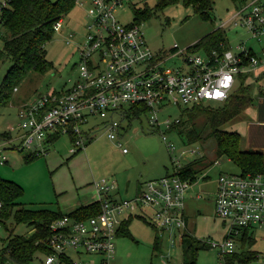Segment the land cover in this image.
Segmentation results:
<instances>
[{
  "label": "rangeland",
  "instance_id": "1",
  "mask_svg": "<svg viewBox=\"0 0 264 264\" xmlns=\"http://www.w3.org/2000/svg\"><path fill=\"white\" fill-rule=\"evenodd\" d=\"M5 1L7 0H0V15L1 5ZM157 1L146 2L154 7ZM146 2L117 11V18L122 23L133 22L137 16L136 10ZM244 2L245 0H214L212 8L208 11L209 17H204L192 5H186L183 0H179L162 9H155L152 16L140 20V23L147 43L154 52L165 51L166 54L171 55L177 49L191 47V51L205 56L207 51L203 47H195L194 44L219 28L220 24ZM62 20V25L55 30L53 38L45 45L46 58L51 61L52 67L45 73L30 72L18 83L10 101L0 107V132L14 128L11 133L16 137L19 123L17 113L21 104L34 100L40 94L66 90L79 76L80 55L77 46L86 38L90 17L83 6L75 4ZM219 29L225 36L227 48L236 52L238 43L249 37L247 46L254 50L257 57L264 60V35L260 39L250 38L247 28L241 25L232 26L229 23ZM3 32L0 22V51L3 48ZM70 34L73 37L71 42L67 43ZM174 43L178 44L177 49H172ZM182 63L181 56L170 57L164 68L176 69ZM10 66L8 59H0V86ZM240 83L239 79L234 88L237 89ZM245 83L250 84L251 105L221 124L219 129L240 133L242 150L255 149L264 152V123L260 122L264 120L260 113V107L264 105V65L257 67L254 75L246 77ZM203 103L217 107L223 102L206 100ZM192 105H172L162 108L159 113V121L162 125L158 128L149 126L147 114L138 117L116 114L115 118L120 123L118 135L122 146L118 145L119 138L115 140L109 138L105 127L106 119L92 115L83 128L89 133L92 127H96L95 135L86 139L77 152L70 151L72 142L68 135L57 137L46 145L48 149L46 154L36 155L32 159H27L26 156L33 150L5 151L7 162L0 164V178L12 181L21 187L22 194L19 196L18 206L29 209L47 208L67 214L99 200L94 187L95 182H100L102 179L115 181L119 188L117 198L130 199L134 196L136 188L138 191L145 181L172 174L176 159H179V163L184 166L204 154L206 165L198 173L197 180L191 185L185 201L188 233L204 242H221L229 231L230 222L220 217L215 210L217 179L220 173L239 174L240 169L227 156H216L215 142L208 137L210 130L208 127H202L203 117L194 120L196 126L203 130L201 141L187 144L176 128L172 126L167 130L164 121L179 118L185 108ZM184 118L187 119L186 116ZM162 133L174 143L175 150L170 151L167 148ZM123 146L128 149L127 152H123ZM193 149L198 151L193 152ZM183 151L186 155H182ZM214 160L219 163H214ZM210 161L213 162L207 164ZM17 208L19 207L13 208L7 219L0 221V250L11 231L14 234L27 236L32 232V227L28 224L15 221L13 214ZM128 229L131 236L121 233L115 239L114 257L109 259L108 264H225L226 262L219 249L211 247L208 242L206 247L198 248L194 261L190 262L184 253L178 234L170 237L139 215L133 216L128 223ZM250 235L254 243L252 245L246 243L242 248V245L239 246L240 242H237L236 252L243 249L257 251L259 256L256 260H252V263L264 264V227L254 228ZM236 237L239 239L241 235ZM155 241L158 242L157 247ZM82 257L91 264H100L102 260L100 255L85 253ZM37 262L38 259L34 258L32 264ZM5 264L17 263L6 261Z\"/></svg>",
  "mask_w": 264,
  "mask_h": 264
},
{
  "label": "built area",
  "instance_id": "2",
  "mask_svg": "<svg viewBox=\"0 0 264 264\" xmlns=\"http://www.w3.org/2000/svg\"><path fill=\"white\" fill-rule=\"evenodd\" d=\"M146 1L76 0L90 17L86 38L77 46L79 76L66 90L40 94L21 104L17 113L18 135L14 137L11 133L14 128H11L10 135L0 139V164L7 162L4 152L11 149L46 154V145L61 135L74 136L70 151L77 152L86 139L95 135L96 127L89 133L83 128L92 115L106 119L108 136L115 140L119 138L120 126L115 115H132L128 108L133 105L146 106L149 126L158 128L162 125L159 121L162 108L189 106L206 100L225 101L240 75H254L257 67L264 65V60L247 46L249 37L238 43L236 52L226 48L202 56L190 47L177 49V43L172 47L177 51L171 55L165 51L154 52L140 22L122 23L116 16L117 11ZM7 5L8 0L1 7ZM62 23V19L58 20L55 30ZM227 23L241 25L247 28L250 38L260 39L264 35V0H245L219 27ZM72 37L70 34L66 42L70 43ZM174 56L182 57V65L166 70V61ZM178 122L179 118L166 119L163 124L168 130ZM162 137L167 148L175 150L165 133ZM118 145L122 146L120 138ZM122 150L128 151L124 146ZM214 163L219 162L214 160ZM181 168L176 159L172 174L145 181L130 199L117 198L119 191L115 181L95 182L99 211L85 218L65 214L54 219L46 240L49 252L37 253L42 257L35 256L36 264H91L82 257L85 253L100 255V264H108L114 257L115 239L130 215L143 216L170 237L178 234L182 243L188 232L185 201L195 182L179 175ZM215 210L220 217L229 220V231L221 242H207L225 257L236 252V243L240 242L236 236L241 235L242 229L264 227V173H220ZM225 264L253 263L236 260Z\"/></svg>",
  "mask_w": 264,
  "mask_h": 264
},
{
  "label": "trees",
  "instance_id": "3",
  "mask_svg": "<svg viewBox=\"0 0 264 264\" xmlns=\"http://www.w3.org/2000/svg\"><path fill=\"white\" fill-rule=\"evenodd\" d=\"M177 1L179 0H158L154 7L146 2L136 10L135 20L140 22V20L152 16L155 9H162L164 6ZM183 1L186 5H192L202 16L209 17L208 11L212 8L214 0ZM75 4L76 0H8V5L1 7L0 22L4 32L0 59H8L11 66L0 86V107L10 101L13 90L30 72L45 73L52 67L51 61L46 58L45 45L55 34L56 22L64 18ZM219 28L205 35L194 46L203 47L208 54L213 50L222 52L227 48V41ZM249 76H239L241 81L239 87L234 88L221 105L214 107L208 104L204 105V103L193 104L192 107H186L179 117V122L172 125L185 139V143L192 144L202 140L203 130L196 126L194 120L203 117L202 127H208L210 130L208 137H211L215 142L216 156H227L239 167L240 174L243 175L264 173V152L255 149L242 150L240 148V133L223 131L219 129V126L251 105L250 84L245 83L246 77ZM128 109L133 116L137 117L147 112V107L144 105H133ZM260 113L263 118L264 105L260 107ZM185 116L187 119L184 118ZM261 121L264 122V120ZM8 135H10L9 131L0 132V139ZM69 137L71 140L74 138L72 134ZM35 156L30 153L26 158L32 159ZM204 156L186 163L178 174L182 177H189L191 182H196L198 173L206 165L204 164ZM21 194L22 189L19 185L0 178V221L7 219L14 207H19L13 214L15 221L26 223L32 227V232L28 236L14 234L11 231L0 250V264L6 263V261H13L17 264H32L37 253L49 252L46 240L51 234L50 224L54 219L65 215L47 208L29 209L18 206V199ZM98 211V201H94L67 213V215L85 218ZM140 217L144 219L143 216ZM132 218L133 216L130 215L123 222L118 235L122 233L131 236L128 223ZM253 229L247 227L241 230L239 246L242 245L243 248L246 243L250 245L254 243L251 238L252 235H250ZM155 244L157 247L158 242L155 241ZM181 244L190 262L194 261L199 247L207 246L206 242L197 240L188 232L185 233ZM257 253V251L243 249L234 254L226 255L224 259L225 261L249 262L258 258Z\"/></svg>",
  "mask_w": 264,
  "mask_h": 264
},
{
  "label": "crops",
  "instance_id": "4",
  "mask_svg": "<svg viewBox=\"0 0 264 264\" xmlns=\"http://www.w3.org/2000/svg\"><path fill=\"white\" fill-rule=\"evenodd\" d=\"M260 122H262V121H260ZM262 123H264V122H262ZM94 137V136H93ZM141 184V183H140ZM118 191H119V188H118ZM137 192V188H136V190H135V193ZM186 214V213H185ZM186 218H187V222H188V217H187V215H186ZM188 231H189V227H188Z\"/></svg>",
  "mask_w": 264,
  "mask_h": 264
}]
</instances>
